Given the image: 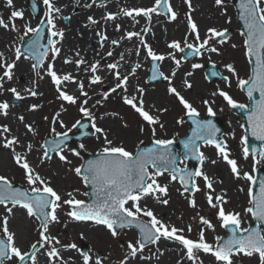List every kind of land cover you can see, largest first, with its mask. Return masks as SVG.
<instances>
[{"label":"snow or ice","instance_id":"snow-or-ice-1","mask_svg":"<svg viewBox=\"0 0 264 264\" xmlns=\"http://www.w3.org/2000/svg\"><path fill=\"white\" fill-rule=\"evenodd\" d=\"M42 2L46 11L40 24L36 27H31L28 24L24 25V37L29 38L23 51L20 47H15V58L11 62H8L4 54L0 52V69H2V74H0V95L7 91L17 101H22L26 98L16 87L5 89L4 83L14 79V68L17 61L22 57L32 59L34 61L32 64L33 71L37 69L41 70L36 71L37 77L41 80L44 79L45 75L49 77L51 84L58 93L57 98L70 105H77L79 103V112L83 118L89 121V123L82 124L81 120H77L72 125V128L65 132L57 133L55 132V128H53L52 131L57 138L41 145L43 148L41 161L50 160L52 159V154H55L60 161L70 163L67 156L63 154L65 149L75 156H80L79 151L74 148H68L66 143L69 132L78 127L81 129L91 127V132L81 131V136L91 135L97 139L103 137L105 147L93 159L86 160L80 166L73 169L75 174L81 177L83 183L91 187V200L86 202L85 200L76 199L72 192L67 193L68 199H63L50 186V183L31 166L27 159V153L16 150L17 145L22 148L25 145L21 143L17 136L11 135L10 127L7 124H0V146L12 151L14 163L23 170L27 184L31 186L29 189L16 187L5 176L0 175V205L5 207L9 215L12 214L15 207H20L26 210L29 217H34L39 221V241L30 246L31 251H23L16 245L15 234L9 230L8 215L3 217V223L0 225V231H2V236H0V264H6V262L12 260H16L18 264H26L28 260H31L32 264H36L37 252L41 249H46L45 254L50 264H57V262L59 264H75L72 257L65 260L61 256V250L68 249L75 250L78 253L82 259V264H93L94 254L91 253V249L83 251L75 243L61 245L60 240L56 236L49 234V225L59 222L57 210L62 205L69 207L70 210L66 215L70 220L78 222L91 221L95 225H103L113 237H117L120 231L125 229L135 228L138 230V239H136L135 243L132 241L128 242L127 255L120 264H126L129 258L137 257L147 246L157 245L161 239L179 242L183 249H185L184 255L192 264H202L198 255L200 252L211 254L219 264H233V257L240 254L248 257L258 255L260 264H264V228L261 227V225H264V177H260L257 180L256 177L249 173H243L244 178L251 182V186L248 189L249 206L244 211L251 215L256 222V226L242 228L240 213L225 210L223 205L227 201L222 195L212 194L213 182L203 172L202 167H197L194 170H190L187 167V161L190 158L197 160L201 165L207 159L200 149L202 143L206 146H214L217 155L230 166L231 172L237 177L240 175L237 162L229 158L226 141L218 135L220 129L216 127L211 119H198L199 112L197 109L180 94L176 87L172 86V77L176 74L175 70H173L171 76L165 75L160 70L158 62H162L166 58L171 59L177 67L180 66L181 60L176 59L172 52H169L165 56L153 50L145 42L142 35V32L147 33L150 31L149 28L142 29V32L127 31L125 33L122 39L132 40L135 37L140 41L143 49L146 50V58H149L152 62L149 79L152 81L158 79L168 81V93L174 95L184 109H186V115L192 121L194 127L192 128V135L182 141L184 151L181 154L174 152L172 148L174 141L170 139H154L152 147L141 148L138 145V150L135 153L128 151L124 146H114L113 141L108 139L106 131L97 126L92 111L87 107L90 97L88 96V92L85 91L83 80L78 79L77 76L71 73L58 74L54 70V64L51 62L47 63V67L44 68L46 58L49 55H51L52 61H55L59 56L61 49L57 46L58 40L56 38L62 39L64 33L62 30H57L55 23V14L60 13L61 9L55 6L54 0H42ZM184 3L187 4L191 11V0H184ZM224 3L225 0H215L217 6H223ZM6 4L8 7H12L13 0H6ZM91 6V4L85 5V7ZM235 6L238 9L239 19L242 21L243 31L241 35L245 37V55L249 57L251 66L249 79L239 80L238 85L247 89V95L252 103L249 109V106L238 104L228 92L219 88L213 95L222 97L231 108L246 109L244 114L248 129L251 136L256 141H259L260 145L259 147L254 144L249 145L247 138L242 137V143L245 145L243 154L245 159L251 154L254 161L253 170L255 171L257 163L264 162V0H236ZM32 8L34 11L37 9L35 2H33ZM154 13L157 15L163 14L170 21L177 19V13L172 9L169 0H155L154 5L149 8L122 9L119 13L109 12L103 19L105 21H115L118 15H123L131 18L134 23H138L137 17L143 16L150 21ZM23 18V11L13 10L7 18V22L3 17H0V28L18 31L15 20ZM63 19L68 18L64 17ZM87 20V26L98 23L92 16H89ZM45 24L47 25L46 29L44 27ZM187 26L189 32L195 35L196 43H188L187 37H185L183 47L178 41H172L168 45L170 49L180 53H185V49H188L189 51L186 53L187 57L193 55L200 56L204 51L218 52V48L211 46V42L215 40L217 43L223 44L228 39V29L218 30L215 27L208 28L205 37L201 39L198 26L190 14L187 16ZM115 27L117 31L121 30L120 24H116ZM45 31H47V42L42 43L41 40ZM97 36L101 41V47H103V42L107 41L108 37L102 32H97ZM111 43L116 45L119 41L112 40ZM139 52L140 47H137V55H139ZM76 55L79 57V53ZM107 55L111 56L112 52H108ZM185 58V56L181 57V59ZM120 59L123 60V55H121ZM64 63H74L77 72L83 68L85 73H91L88 76L90 86L103 84V78L97 74L101 70L99 61H95L89 65L84 58L80 57L75 60L65 58ZM120 67L119 62L110 63L105 66V70L113 74L117 82L113 87L101 93V99L96 100V105H102L111 94L121 90L125 93L122 96L125 105L133 109L148 125L158 124L159 117L153 116L149 111L145 110L143 100L144 88L137 86L138 95L130 96L127 94L129 79L141 67L140 63L133 65L131 71L124 75L118 70ZM200 67H202L200 64L192 65L193 69ZM225 67L229 73H235V69L231 64ZM41 72H43V75ZM186 75H191V73H187ZM211 75L221 78L225 83H229V77L223 76L218 71H212ZM183 83L185 88H192V84L188 80H184ZM70 84L76 85L80 96L70 94L68 91V85ZM36 87L37 83L34 80L32 81V87L25 88L24 92L30 97L42 95L36 90ZM254 92L259 93V99H254ZM81 96L85 98L82 102L80 101ZM203 103L208 105V116H215L216 113L210 106L209 101L204 100ZM10 106L9 101H0V115L7 116ZM40 107L38 104H32L29 107V111H36ZM159 111H163V109ZM58 118L59 113L52 118L53 124L57 122ZM45 119L47 120L48 118L45 117ZM19 120L23 122L24 117L20 116ZM180 122L182 121H178V123ZM60 124L64 127L63 121H60ZM24 127L27 132L36 134V129L31 124H25ZM241 127L243 128L244 125L242 124ZM141 131H143V128H141ZM152 132L155 135V128L152 129ZM26 147L27 152H31L32 145L28 144ZM84 147L83 143L79 145L80 149H84ZM257 155L261 157V161H257ZM178 161L185 166L180 167ZM212 163L215 164L216 161H212ZM165 173L169 175L172 181L179 179L184 192H188L189 190L193 193L200 191L195 178H203L205 187L210 190L206 193L207 202L210 207L218 208L217 218L221 223V227L227 229L229 233L226 239L216 237L217 243L210 244L205 239L203 229L199 232L198 240L194 241L186 238L182 234L184 229H178L175 226L165 224L157 218L150 208L147 206L141 207L140 201L147 196H152L158 203L168 204L169 201L163 198L167 196V186H161L157 182V177ZM256 185H258V188L254 190L253 186ZM181 194L183 195V192ZM85 195H88V193H85ZM129 203L131 207H128ZM189 205L195 207V200L190 199ZM142 217H147L148 219L145 220ZM199 219L207 228L214 229V225L205 217L201 216ZM191 230V226H189L188 231L191 232ZM83 238V233H81V239ZM56 245H60V248L56 247ZM141 258L144 259V257ZM94 264H102L101 258L96 257ZM177 264H180V262L178 261Z\"/></svg>","mask_w":264,"mask_h":264},{"label":"rangeland","instance_id":"rangeland-1","mask_svg":"<svg viewBox=\"0 0 264 264\" xmlns=\"http://www.w3.org/2000/svg\"><path fill=\"white\" fill-rule=\"evenodd\" d=\"M18 1L20 3V8L22 9V11H24L32 21L29 22V25L31 27H36L38 24H40L41 19L44 18V12L46 11L42 0H36V3L40 8V12L36 17H33L31 11L29 10L28 0ZM84 2H86L87 4H91L92 6L85 7L84 4L82 7H80V5H82ZM101 2L102 0H95V2L94 0H72L71 7L72 9H74V12H78L77 14L79 16L82 13L88 15V11H90L91 8H93V15H96L99 11H104V3ZM154 2L155 0H146V4H144L146 7L144 8L152 7L154 5ZM203 2L206 9V17L208 19L210 17H213L216 20V23L213 27L217 28L218 30L228 29V31H230V35L228 36L227 41L223 44H219L215 40L212 41L211 46L217 47L218 52L214 53L210 51H204L202 55L189 61L182 60V53L168 47L169 51L175 55L176 59L181 60L179 67H177L171 59H166L172 65L171 67H173L176 72V77H174L175 79L172 80V86L176 87L177 89L180 88L179 86H177V83H179L178 78L182 75H184L183 77L185 79L189 78V76L196 75V77L201 80L200 85L196 86V89L199 92L195 90L194 93L189 94V102L193 105V107L197 109V111L199 112V116L206 117V115L208 114V105H205L203 101L208 100L210 106L216 113L215 117L222 123L223 134L221 135V137L227 143L229 158L234 159L237 162L240 175L239 177L234 175L231 172L230 166L217 155L216 149L210 145H202L200 148L204 155L207 157L203 165H208V167L210 168L209 172L213 171L212 173H214L215 178L209 177L212 180L213 185H220L223 187L220 191L212 189V194L215 195L216 192L217 195H224L225 198H227L225 199L227 203L223 205L225 210L240 213L241 227L247 228L252 222L250 214L244 211L249 206L248 189L250 187V181L244 178L243 173L247 172L250 174V171L254 165V161L250 155L247 159H245L243 154L244 143H242L241 138L245 137V133L241 128L242 119L232 111V108L227 105V102L224 101L222 97H220L219 95H213V93L217 92V89L219 88L220 90L228 92L229 95L238 104H247L248 100L240 90L238 81L241 79L245 80L249 77V58L245 55L246 51L244 46V38L239 32L240 27L239 23L236 20V13L234 11V0H225L223 6H217L215 4V0H204ZM169 3L170 5H172V9L177 13V19L181 21L185 27V33L178 37L175 41L180 42L181 46L183 47L185 37H187L188 43L195 44L196 41L192 39V34L190 32H186V30H188L187 14L190 13L187 4L184 3V0H169ZM3 4V1L0 0V17H3L7 22V18L9 17L10 13L8 14V12H5L6 9L4 7L5 5ZM105 15L106 13L104 14V16ZM67 18L68 19H61L60 25L62 28L68 25L69 17ZM151 19L158 21V23L171 22L167 18V16L157 15L155 13L152 14ZM126 20L127 17L123 15H118L115 20V22L121 25L120 32L123 33L122 37H124L126 33L125 30H127L124 27L126 26ZM137 20L139 22L134 23V26H132L133 31L142 32V29L146 27V21L148 19L140 16L137 17ZM17 21L18 20L16 19L15 24L18 23ZM108 22L110 25L113 24L112 21H107V23ZM89 27H92L93 31L95 30V25H91ZM97 27L98 26H96L95 28ZM0 29L2 32L6 30L4 28ZM17 29L18 31L6 30L11 33L13 43V48L10 52L11 57H7L6 55H4V57L8 61L15 58V47H20L21 43L28 38L24 37L23 24H20ZM95 31L97 32V30ZM144 34L145 33L142 32L143 36ZM204 34L206 35V33ZM29 35L31 36V34ZM44 35L45 37H47V31H45ZM93 35L95 34L91 35L93 38L92 42L101 47V41L99 40V38H95ZM21 37H23V39H21ZM122 37H120L121 40H125L122 39ZM133 39H135V47H133L134 50H136L137 47H140L139 55L135 53L134 57V59L139 62L136 61L135 63H140L141 67L137 69L134 76L130 77L128 82V89L131 90L134 95H138L137 86L142 87L145 89V91L154 94L155 97L158 98V100L163 101L160 103H162L165 108L163 109V111L157 113H150L151 111H149L150 108L148 104L144 103L145 110L149 111L151 115L159 117V123L150 126L145 121H143V119L133 109L123 103L120 90H118L116 93L111 94L109 98L103 102L102 105H96L95 101L90 106H88L95 117L97 126L103 128V125L100 124V120L104 119V121L110 127L106 128V130H109L110 132V129L112 128L115 130L119 129V133L116 134L120 139H122V142L116 143L113 141V145L124 146L128 151L131 152H135L138 148V145L142 143L148 144V142L153 141L154 139H170L173 140L174 143H176L178 137L186 134L189 127V124L184 120L186 109H184V107L179 103L178 99L174 95L169 94L167 91L168 81L161 79V81L159 82H147L146 74L148 72L150 59L146 58V50L143 49L142 45H140V41L135 37ZM106 43L107 41L103 42V47H106ZM233 45H235V47H233ZM149 46L158 54H160V47L155 48L153 44H149ZM107 47H109L107 49L112 52V50L110 49L111 46L107 45ZM50 59L51 55L46 58L45 63ZM20 61H26L30 65L28 72L36 79L37 87L38 84L41 83L39 84L38 88L42 95H39L38 97L28 96L22 101H17L12 97V95L3 93L2 95H0V101L7 100L10 102L11 106L8 110V115H10V117L8 116L9 120L15 122L17 121L21 125L23 122L19 120V117L23 116L26 120V124H31L36 129V134L34 135L27 132L24 124L21 125V128H23L25 133L28 135L29 143L32 145L31 152L37 155V159L35 158L39 166L37 172L50 183V186L53 187L63 197V199H68L67 193L72 192L76 199L84 200L86 198V187L83 185L82 179L75 174L73 169L81 165L82 158L86 154L98 153L103 147H105L103 138L97 139L95 136H90L79 142L69 144L68 148H74L80 152V156H75L67 149L64 150L63 154L67 156L70 163L60 161L59 158L55 156V154H52V159L41 161V156L43 153V148L41 147V145H43V140L47 134L55 136V133L52 131L53 128H55V132L57 133L65 132L68 131V129L72 128V125L77 120H82L85 118H83L82 114L79 112V103L77 105H70L67 102L61 101L57 98L58 93L56 92L55 87L51 84V80L49 77L45 75L44 79L42 80L37 77L36 71H40V69L33 71L32 59H25L22 57L18 62ZM164 61L158 63L160 65V70L165 74V71L163 69L165 65ZM210 63L215 65L223 74V76L229 77V83H225L223 80L208 82L205 79V67ZM193 64H200L202 65V67L193 69ZM228 64H231L234 67V74L229 73V71L225 67ZM44 68H46V66H44ZM56 71L58 74H61L59 73V70L56 69ZM129 71L130 70H128V72ZM128 72H126L125 74H127ZM187 73H191V75H186ZM0 74H2V69H0ZM123 74L124 73H122V75ZM142 74H144V77L141 76ZM111 75L112 74L108 72L106 74V77L109 78ZM104 82L106 86L101 87V91H99L97 93L98 96L95 97L96 100L101 99V93L113 87L117 81L116 79H109L108 81L104 79ZM76 96H80V93H76ZM88 96L91 99L94 95L92 92H88ZM155 97L153 100L157 103ZM84 99V97H80L81 102ZM32 104H38L41 107L36 111H29V107ZM62 105L63 107H61ZM15 107H17L18 109L13 110ZM57 113H59V118L57 122L53 124L52 118L56 116ZM0 116H2L3 118L6 117L3 115ZM45 117H47L48 119L46 120ZM60 121H63L64 127L61 126ZM178 121L182 122L178 123ZM161 125H163V127H161ZM141 128H143V131H141ZM153 128H155V135H153L152 132ZM74 132H76L75 129H72L69 133ZM81 143L84 144V149L79 148V145ZM0 152L2 153V157L6 162L5 168L0 170V175L5 176L9 181L12 182V184H19L29 189L31 186L27 184L23 170L14 163L10 153L3 147H0ZM256 159L257 161H261L259 157ZM212 161H216V163L213 164ZM178 165L180 167L185 166L181 162H179ZM203 165L200 164L199 167H202V170L204 171ZM220 165H223L224 168H220ZM256 167L264 170V162L257 163ZM206 175L208 174L206 173ZM195 179L200 188V191L195 193H188L184 192L183 188L180 186V184H178L179 182L177 180L172 181L167 173L157 177V182L161 186H167V196L163 198L167 199L169 202L167 205H164L162 203H158L152 196H147V199H149L150 202L156 204V207L154 206V204H151V206L148 208H150L157 216V218L162 220L165 224L175 226L178 229H184L182 234L186 238L192 239L194 241L198 240L199 232L201 231V229H203L206 241L210 244H215L217 242L215 238L223 237V234L225 233L223 227H221L219 219L217 218L218 208H212L209 206L206 199V193H208L210 190L205 187L203 178L197 177ZM182 192L183 195L181 194ZM190 199L195 200V207L189 205ZM141 205V207H144L145 204ZM128 207H131L130 203ZM69 210L70 209L67 205H62V207L57 210V215H59V213L62 215L63 223H59L58 227L54 229L53 232L55 233V235L53 234L51 226L49 225V234L56 236L60 240L61 245L69 241L70 244H77V246L81 250L82 248H84V246H86L88 250L91 249V253L94 254L93 264L96 257L101 258L102 264H120V262L127 255L128 242L132 241L133 243H135L136 239L138 238L137 232L133 229H125L123 231H120V234L117 237H113L106 227L85 222H79L83 224L82 226H75L76 228H80L85 232V237L83 236V239H81L80 236L73 237L71 233L68 232L70 228H73L72 225H70L69 222H64L70 221V218L66 215ZM13 212H18L19 216L21 217L20 220L12 223L13 226L15 227V229L22 227V236L18 240L15 239L16 245L23 251H29L30 246L33 243L39 241V221H37L34 217H29L26 213V210L20 207H15L13 209ZM6 213L7 212L5 207L3 205H0V225H2L3 217L6 215ZM201 216L209 220L214 225V229H209L206 225H203L199 219V217ZM142 218L145 220L148 219L147 217ZM64 225L65 230L60 231L59 229L61 227H64ZM189 226H191V232L188 231ZM0 236H2V231H0ZM56 247L60 248V245H56ZM157 249H159V251H157ZM175 249L180 251L183 256L182 258H184V260L188 264H192V262L188 261L186 256L184 255L185 249H183L182 245H180L179 242L165 239H161L157 245L147 246L143 250V252L137 255V257L129 258L126 264H171V261L167 259L168 253L163 258H161L159 252L171 251ZM39 251L41 255L47 257L45 254L46 249H41ZM61 252H63V250H61ZM72 252L78 255L75 250H72ZM198 255L199 260L200 262H202V264H219V262H217L215 257H213L211 254L200 252L198 253ZM141 257H144V259H142ZM77 263L82 264V259L80 258V261ZM6 264H17V261L12 260L10 262H6ZM26 264H32V261H29ZM233 264H260L259 256L253 255L251 257H248L240 254L233 257Z\"/></svg>","mask_w":264,"mask_h":264},{"label":"bare ground","instance_id":"bare-ground-1","mask_svg":"<svg viewBox=\"0 0 264 264\" xmlns=\"http://www.w3.org/2000/svg\"><path fill=\"white\" fill-rule=\"evenodd\" d=\"M3 1V5H5V12L11 13V11L13 10H19L22 11V9L20 8V3L18 0H13V6L12 7H8L6 4V0H1ZM88 1V0H86ZM204 0H191V4H192V10L190 11V14L192 19L194 20V22L197 24L198 26V30H199V34L201 39L204 38V33H206L207 29L210 27H213L216 23V20L213 17H210L209 19L206 17L205 15V6H204ZM71 2L72 0H54L55 6L59 7L61 9L60 13L55 14L56 19H55V23H56V28L57 30H62L64 35L63 38H57L58 40V44L57 46L61 49L59 56L55 59V61H52V59L48 60L44 66L47 67V63L51 62L54 64V70L56 71L59 70L61 74H65V73H71L74 76H77L78 79L83 80L84 85H85V91L87 92H92L94 96H92L91 99L88 100V104L87 107L90 106L92 103H94L96 101L95 97L98 96V92L101 91V87L106 86L105 82H103V84H96V85H89L88 83V76L91 75V73H85L83 71V68H81V70L79 72H77L76 66L74 63L72 64H65L64 60L65 58H69L72 60L78 59L80 57L84 58L88 64L90 65L91 63L95 62V61H99L100 65H101V70L97 73L99 74L103 80L105 79L106 81H108L109 79L114 80V75L112 74L109 78L106 77V74L108 73L107 70H105V66L107 64L110 63H115V62H119L121 67L118 69L121 74L122 73H126L128 72V70L131 71L130 68H132L133 65H135L136 63V59H134L135 57V53L136 50H134L133 47H135L134 42L135 39L132 40H121L120 37H122V32L117 31L115 25L119 24L115 21H112V25L109 24V22L107 23V21H105L103 19L104 14L106 13H119L122 9H132V8H144L146 7L144 4H146V0H102L101 3H104V11H99L96 15H93V8L90 9V11H88V15L85 13L80 14V16L74 12V9H72L71 7ZM86 5L87 3L84 2L82 5H80V7H82L83 5ZM79 7V8H80ZM172 7V5H171ZM76 8V7H74ZM101 8V9H102ZM24 12V11H23ZM187 14V16H188ZM89 16H92L95 20L98 21V23L95 25L98 26L97 28L94 27L95 30H97V32H102L103 34H105L108 39H107V43H106V47H100L99 45L95 44L92 42L93 38H92V34L95 38H99L97 36V32L94 30H92V27L90 28L89 26H87V18ZM64 17H69V23L66 27L62 28L60 25V21L61 19H63ZM18 23L16 24L17 28L20 26V24H28L29 22H32L30 20V18L27 16V14L24 12V18L23 19H17ZM126 26L125 30L127 31H133V27L134 26V22L132 21L131 18L127 17V20L125 22ZM30 26V25H29ZM33 26V25H32ZM87 26V27H86ZM188 27V26H187ZM186 27V28H187ZM145 28H149L150 31H148L147 33L144 34L143 37H145V42L149 45V44H153V46L156 48L160 47V54H163L165 56H167V54L170 52L168 49V45L169 43H171L172 41H175L178 37H180L182 34L185 33V27L184 24H182L181 21H179L178 19L171 21L170 23H163V22H159L155 21L153 19H151L150 21L147 20L146 21V27ZM100 30V31H99ZM186 32L188 33L189 30H186ZM192 34V33H191ZM190 38V37H189ZM192 39L194 41L195 40V35L192 34ZM112 40H117L119 41L118 44L113 45L111 43ZM107 45L111 46V50H112V55L108 56L107 53L111 52L109 51L107 48ZM13 48V43H12V38H11V33L9 31L4 30L3 32L0 29V52H2L4 55H6L7 57H11L10 52ZM77 53H79V57H77ZM121 55H123V60L120 59ZM12 59H10L8 62H11ZM139 62V61H137ZM165 65L163 67L165 74L171 76L173 70H175L173 67H171L172 65L168 62V60L166 59L164 61ZM29 64L26 61H20V62H16V66L14 68V79L10 82L6 81L4 83V88H11V87H16L18 90L21 91L22 95H25V97H28L27 93L24 92L25 88H29L32 87V81H36V79L28 72L29 70ZM41 71V70H40ZM57 72V71H56ZM176 73V72H175ZM41 74H43V72H41ZM123 74V75H124ZM142 77H144V74L141 75ZM140 76V78H141ZM184 75H182L181 77L178 78L179 83H177V86H179L180 88H178L177 90L180 92V94L182 96L185 97V99L188 100V96H190L189 94H192L195 92V90L197 92H199L196 88V86L200 85V79L198 77H196V75H192L189 76V78H186L191 84H192V88L191 89H187L184 87V80H186L184 77ZM33 77V78H32ZM176 77V74L175 76ZM172 77V80H174L175 78ZM184 79V80H183ZM37 83V82H36ZM41 84V83H39ZM38 84V87H39ZM127 94L128 95H134V93L129 90V85H127ZM36 87V90L38 91L39 88ZM68 91L70 92V94H74L76 95V93L78 94V90L76 89V85L75 84H70L68 85ZM121 91V90H120ZM39 93L40 90L38 91ZM4 93L11 95V93H8L7 91H5ZM125 93H123V91H121V95L123 96ZM121 96V97H122ZM38 97V96H37ZM155 97L154 94H151L148 91L144 92L143 95V100L144 103L148 104L150 110V113H157V112H161L159 110L164 109L165 106L162 105L163 102L161 100H158V98L155 97V100H157V103L153 100ZM189 101V100H188ZM18 108L15 107L13 110H17ZM8 116L10 117V115H7L5 118H3L2 116H0V124H7L10 129H11V135L13 136H17L21 143L23 145H25V147H21L19 145L16 146V150L20 151L22 153H27V159L29 161V163L31 164V166L37 171L39 166L38 163L36 161L37 159V155L33 152H27V145L30 144L29 143V138L28 135L25 133L24 129L21 128L22 124H26V120L24 118L23 123L20 125L17 121H11L9 120ZM100 124L103 125V128L105 129L107 135H108V139L112 140L116 143H120L122 142V139H120L116 133H119V129L115 130V129H110L106 130V128H110L109 125H107V123L104 121V119L100 120ZM102 128V127H101ZM121 137V136H120ZM103 138V137H101ZM122 138V137H121ZM2 147V146H0ZM10 155L12 156V151L10 149H6ZM36 158V159H35ZM6 166V162L5 159L2 157V153L0 152V170L5 168ZM220 168H224L223 165L219 166ZM203 169H204V173L208 174V177H214L215 175L210 171V168L208 167V165H203ZM219 178V177H218ZM222 186L220 185H213V189H215L216 191H220L222 190ZM215 195H217V193L215 192ZM224 199L225 196L223 195ZM143 201V202H141ZM140 204H145L144 206L150 207L151 204H154V206L156 207L155 203L150 202L149 199H147V197L143 198L141 200ZM142 206V205H141ZM6 215H8V227L9 230L11 232H13L15 234V239H19L22 236V227L15 229V227L13 226L12 223L17 222L18 220H20V216L18 212H12V214H8L6 213ZM59 217V222L56 223H52L50 224L52 232L54 231V229L56 227H58L59 223H63L62 221V215L59 213L58 215ZM61 218V219H60ZM64 222H69L70 225H72L73 228H70V230L68 231L69 233H71V235L73 237H81V233H83V236L85 237V232L80 229V228H76L75 226H82L83 224L76 222V221H64ZM67 224V223H66ZM85 225V224H84ZM53 227V228H52ZM69 228V227H68ZM67 228V229H68ZM60 231H64L65 230V225L64 227H61L59 229ZM53 234L55 235V233L53 232ZM70 244L69 241H67L66 243H64L63 245H67ZM168 253V260L171 261V264H177V262L179 261L180 264H188L184 258H182V254L180 253L179 250L175 249V250H171V251H160L159 254L161 255V258H163L166 254ZM61 256L67 260L69 257H72L75 261V264H78L77 262L80 261L79 256L72 252L71 249L68 250H63V252H61ZM160 258V259H161ZM36 264H50L49 260L47 257H44L43 255L40 254V251L37 252V261ZM59 264V263H57Z\"/></svg>","mask_w":264,"mask_h":264},{"label":"water","instance_id":"water-1","mask_svg":"<svg viewBox=\"0 0 264 264\" xmlns=\"http://www.w3.org/2000/svg\"><path fill=\"white\" fill-rule=\"evenodd\" d=\"M33 3L31 2V5H32ZM235 4H236V0H235ZM235 8H236V6H235ZM235 11H237V15H238V9L236 8V10ZM238 20L241 22V31H243V26H242V21L239 19V15H238ZM26 45V44H25ZM25 45H23L22 46V50H23V48H24V46ZM189 50L187 49L186 50V52H185V55H183V56H185L186 58H190V57H192V56H190V57H187L186 56V53L188 52ZM193 56H195V55H193ZM152 65V64H151ZM151 68V67H150ZM211 78H214V76H212ZM243 90L246 92V94H247V89L246 88H243ZM258 95V92H254V94H253V96L254 95ZM251 106V105H250ZM250 109V108H249ZM235 111H236V113H238V114H240L241 116L240 117H242L243 118V120H244V130H245V132H246V138H247V142H248V144L249 145H256L257 147H258V145H259V141H256L252 136H251V134H250V131H249V129H248V124H247V120H246V117H245V111H246V109H241V108H235L234 109ZM207 119H211L212 121H213V123L216 125V127L217 128H219L220 129V133L218 134V135H221L222 134V128H221V125L220 124H218L217 122H216V120L213 118V117H209V118H207ZM186 120H189L190 122H191V128L189 129V134H188V136H186V137H182V138H180V140H178L179 141V146H180V148L182 149V151L181 152H183L184 151V149H183V144H182V141H184V140H186L189 136H191L192 135V128L194 127V125L192 124V121L188 118V116H187V118H186ZM88 123V122H87ZM81 131H87L86 129H81ZM84 137H87V136H81V132L80 133H78V134H76V135H73V136H68V139H67V141H66V143L67 142H69V141H72V140H74V141H76V140H80V139H82V138H84ZM153 146V144L151 143L149 146H144V145H142V146H140L141 148H146V147H152ZM172 148H173V150H174V152H175V147L174 146H172ZM96 155H87L84 159H83V162L84 161H86V160H89V159H93L94 157H95ZM189 165L187 166L190 170H194L195 168H196V165L199 163L197 160H195V159H189ZM260 177H264L263 175L261 176L260 175ZM259 176L257 177V180L260 178ZM16 187H20V188H22V189H25V188H23V187H21V186H16ZM190 187V186H189ZM87 188H88V197L89 198H87L88 199V201H90L91 200V187L90 186H87ZM256 188H258V185H256V186H254V190L256 189ZM87 201V202H88ZM255 224H253V226H251V227H255L256 226V222H254ZM263 226V228H264V225H262ZM118 231H120V230H118ZM226 231H227V229H226ZM229 235V233H228V231H227V234H226V236L225 237H223L222 239H226L227 238V236Z\"/></svg>","mask_w":264,"mask_h":264},{"label":"flooded vegetation","instance_id":"flooded-vegetation-1","mask_svg":"<svg viewBox=\"0 0 264 264\" xmlns=\"http://www.w3.org/2000/svg\"><path fill=\"white\" fill-rule=\"evenodd\" d=\"M251 170H253V169H251ZM251 175L254 176V170H253V172L251 173ZM250 183H251V182H250Z\"/></svg>","mask_w":264,"mask_h":264}]
</instances>
